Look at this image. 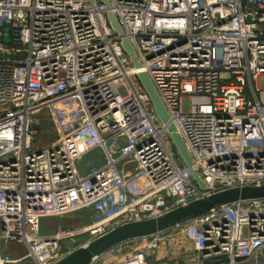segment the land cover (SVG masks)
<instances>
[{"label": "built area", "instance_id": "obj_1", "mask_svg": "<svg viewBox=\"0 0 264 264\" xmlns=\"http://www.w3.org/2000/svg\"><path fill=\"white\" fill-rule=\"evenodd\" d=\"M44 120L55 139L36 142ZM246 186H264V0H0V264H55L121 225ZM149 258L264 264V198L218 206L91 264Z\"/></svg>", "mask_w": 264, "mask_h": 264}, {"label": "water", "instance_id": "obj_2", "mask_svg": "<svg viewBox=\"0 0 264 264\" xmlns=\"http://www.w3.org/2000/svg\"><path fill=\"white\" fill-rule=\"evenodd\" d=\"M100 1L108 6V0ZM107 18L111 28L117 34H122L121 26L115 15L112 12H108ZM8 32L9 28L6 27L4 29L5 36L3 37V42L6 44L9 43V38L7 36ZM121 43L125 52L131 57L134 66L139 68V62L134 55V49L130 42L126 38H122ZM138 80L148 95L158 119L166 126L167 131L170 133L171 140L178 155L183 162L191 168L192 161L186 147L177 133L175 125L171 122L149 77L145 73H140L138 75ZM194 177L199 181L197 173H194ZM199 183L201 187H204L200 181ZM261 198H264V186H246L223 190L212 194L207 198L195 200L185 206L176 208L158 218L121 225L84 247L70 253L55 264H91L101 254L122 243L168 231L174 227L201 217L221 205Z\"/></svg>", "mask_w": 264, "mask_h": 264}, {"label": "rangeland", "instance_id": "obj_3", "mask_svg": "<svg viewBox=\"0 0 264 264\" xmlns=\"http://www.w3.org/2000/svg\"><path fill=\"white\" fill-rule=\"evenodd\" d=\"M6 46H8V45H6ZM259 84H260V86H263V84H262V81H260L259 82ZM44 121H46V122H44L41 126H40V128H41V131H39V134H37V136L35 137V141L37 142L39 139H44L45 141L46 140H48V139H52V140H54L55 139V137H54V133H55V130H54V128H53V126H52V124L49 122V121H47V120H44ZM42 136V137H41ZM35 142V143H36ZM173 152H174V154H176L177 153V151H176V149L173 147ZM92 160V156L91 155H89V156H87L84 160H83V162H81L80 164H79V171L81 172V170H82V167H87V164L90 162ZM52 223H50L49 221H46L44 224H43V226L41 227V230H40V232H39V234H43V233H45L46 232V228L49 226V225H51ZM13 250H15V248L14 247H11ZM23 248V247H22ZM16 251V250H15ZM24 251V250H23ZM17 252V251H16ZM18 253V252H17ZM147 263L148 264H153L152 263V260L149 258V259H147Z\"/></svg>", "mask_w": 264, "mask_h": 264}, {"label": "crops", "instance_id": "obj_4", "mask_svg": "<svg viewBox=\"0 0 264 264\" xmlns=\"http://www.w3.org/2000/svg\"><path fill=\"white\" fill-rule=\"evenodd\" d=\"M176 233H172L171 231L170 232H167L166 233V239L165 240H171V241H173V242H175L176 241ZM166 243H167V241H165L164 242V246L166 245ZM11 247H14L15 248V250L18 252V253H22L23 252V248L21 247V246H11ZM162 252H164V250L162 251ZM180 260V259H179ZM180 264H182V262H181V260H180Z\"/></svg>", "mask_w": 264, "mask_h": 264}]
</instances>
